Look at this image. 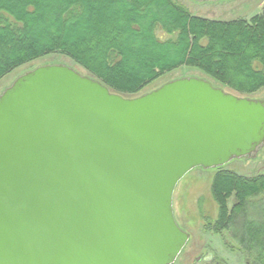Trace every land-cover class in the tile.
Listing matches in <instances>:
<instances>
[{"label": "water", "instance_id": "obj_1", "mask_svg": "<svg viewBox=\"0 0 264 264\" xmlns=\"http://www.w3.org/2000/svg\"><path fill=\"white\" fill-rule=\"evenodd\" d=\"M262 147L264 99L193 76L124 98L39 65L0 93V264H172L178 181Z\"/></svg>", "mask_w": 264, "mask_h": 264}, {"label": "trees", "instance_id": "obj_2", "mask_svg": "<svg viewBox=\"0 0 264 264\" xmlns=\"http://www.w3.org/2000/svg\"><path fill=\"white\" fill-rule=\"evenodd\" d=\"M50 53L123 96L179 67L251 94L264 88V0L259 13L229 21L194 16L177 0H0V79ZM214 169L217 217L207 227L247 264H264V172Z\"/></svg>", "mask_w": 264, "mask_h": 264}, {"label": "rangeland", "instance_id": "obj_3", "mask_svg": "<svg viewBox=\"0 0 264 264\" xmlns=\"http://www.w3.org/2000/svg\"><path fill=\"white\" fill-rule=\"evenodd\" d=\"M177 1L194 16L229 21L239 18L249 19L252 15L259 13L263 0H222L207 3L195 2L193 0ZM49 64H63L69 68H73L81 75L97 79L103 84L100 79L94 75L92 76L86 69L81 68L72 59H68L61 54L50 53L47 56L39 57L37 60L18 66V68H15L5 77L1 78L0 93L19 75L39 65ZM189 76L204 78L208 80L211 85L222 88L231 95L234 94L242 98L264 99V88L251 94H235L234 92L228 91L222 84H219L213 78L208 77L201 70L191 67H179L178 69L163 73L158 76L156 80L143 87L136 95L123 96L111 89L108 90L124 98L136 97L157 89L158 86L170 80ZM222 168L232 170L244 176L256 175L257 173L264 172V147L259 149L254 158H236L226 163ZM215 171L216 170L212 168L203 169L201 167H194L186 173L174 187L172 211L175 222L181 230L187 232L189 238L172 264H246L242 254L237 251H232L227 246L228 244H224L225 242L221 235L213 234L207 227V223L213 221L217 217V203L214 201L209 190L211 179ZM228 201L229 205L234 203L232 197ZM226 238L228 242H230L229 236H226ZM196 258L198 260H196Z\"/></svg>", "mask_w": 264, "mask_h": 264}, {"label": "flooded vegetation", "instance_id": "obj_4", "mask_svg": "<svg viewBox=\"0 0 264 264\" xmlns=\"http://www.w3.org/2000/svg\"><path fill=\"white\" fill-rule=\"evenodd\" d=\"M246 263V262H245ZM247 264V263H246Z\"/></svg>", "mask_w": 264, "mask_h": 264}]
</instances>
